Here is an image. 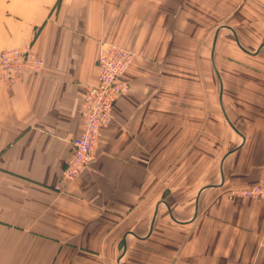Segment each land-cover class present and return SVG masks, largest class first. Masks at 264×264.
Returning a JSON list of instances; mask_svg holds the SVG:
<instances>
[{"label":"crops","instance_id":"obj_1","mask_svg":"<svg viewBox=\"0 0 264 264\" xmlns=\"http://www.w3.org/2000/svg\"><path fill=\"white\" fill-rule=\"evenodd\" d=\"M134 52L96 154L61 181L102 43ZM0 264H264V0H0Z\"/></svg>","mask_w":264,"mask_h":264},{"label":"built area","instance_id":"obj_2","mask_svg":"<svg viewBox=\"0 0 264 264\" xmlns=\"http://www.w3.org/2000/svg\"><path fill=\"white\" fill-rule=\"evenodd\" d=\"M134 60V52L113 42L102 43L97 56V81L80 94L79 112L83 118L81 134L72 140L71 155L66 161L61 181L77 177L94 159L102 129L113 120L116 101L130 89L124 74ZM44 65L31 45L0 51V87H11L24 71H40ZM233 195L259 198L264 183L237 189Z\"/></svg>","mask_w":264,"mask_h":264}]
</instances>
